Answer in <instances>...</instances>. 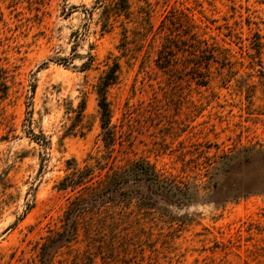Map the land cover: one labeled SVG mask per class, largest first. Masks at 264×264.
Wrapping results in <instances>:
<instances>
[{
    "label": "rangeland",
    "instance_id": "374dc122",
    "mask_svg": "<svg viewBox=\"0 0 264 264\" xmlns=\"http://www.w3.org/2000/svg\"><path fill=\"white\" fill-rule=\"evenodd\" d=\"M44 263L264 264V0H0V264Z\"/></svg>",
    "mask_w": 264,
    "mask_h": 264
},
{
    "label": "trees",
    "instance_id": "16d2710c",
    "mask_svg": "<svg viewBox=\"0 0 264 264\" xmlns=\"http://www.w3.org/2000/svg\"><path fill=\"white\" fill-rule=\"evenodd\" d=\"M200 41H197V44H193L194 47L197 49H201L200 45L198 44ZM195 50V49H194ZM115 70L111 69L110 73H108L100 82L98 85V88L96 90V93L98 95V107L100 109V126L103 129L104 133L107 135V139L111 140L112 139V134H111V127L109 126V121H110V109L108 102L105 97V88L109 83L114 82L115 80ZM107 140V141H108ZM132 181H145L148 182L149 185L154 186V187H161L160 185V179L157 174V172L154 170V168L143 162H133L130 163L128 166L123 169L120 173L116 174L115 176H111L110 178V184L114 185L117 181L119 183H128L129 180ZM44 264H49V263H44Z\"/></svg>",
    "mask_w": 264,
    "mask_h": 264
}]
</instances>
